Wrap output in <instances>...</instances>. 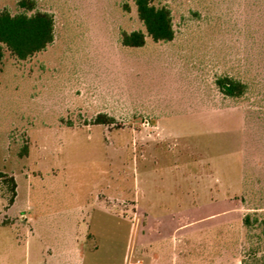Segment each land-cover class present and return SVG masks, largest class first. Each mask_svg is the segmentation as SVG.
Returning a JSON list of instances; mask_svg holds the SVG:
<instances>
[{
	"label": "rangeland",
	"instance_id": "1",
	"mask_svg": "<svg viewBox=\"0 0 264 264\" xmlns=\"http://www.w3.org/2000/svg\"><path fill=\"white\" fill-rule=\"evenodd\" d=\"M29 1L54 40L0 64V173L16 184L7 206L0 181V264L264 255V0H164L173 40L138 49L120 44L143 30L133 0ZM222 75L244 99H222Z\"/></svg>",
	"mask_w": 264,
	"mask_h": 264
},
{
	"label": "trees",
	"instance_id": "2",
	"mask_svg": "<svg viewBox=\"0 0 264 264\" xmlns=\"http://www.w3.org/2000/svg\"><path fill=\"white\" fill-rule=\"evenodd\" d=\"M164 0H133L135 13L143 30L122 32L120 44L126 48L138 49L145 45V38L153 43H168L174 38V29L170 10L160 3ZM23 12L11 14L7 10H0V64L7 52L17 61H26L44 52L54 40V19L46 12L33 10V3L29 0L19 2ZM215 86L223 100L244 99L249 86L244 81L222 75L215 79ZM111 122L103 115H98L94 125ZM0 181L8 191L7 206H11L16 196V184L12 177L0 173ZM248 215L243 224L249 226ZM241 264H264V255H246Z\"/></svg>",
	"mask_w": 264,
	"mask_h": 264
}]
</instances>
